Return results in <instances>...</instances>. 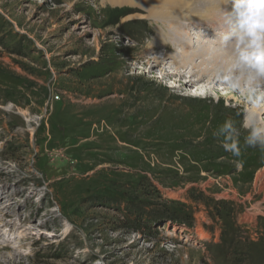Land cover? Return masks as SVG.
<instances>
[{
	"label": "rangeland",
	"instance_id": "1",
	"mask_svg": "<svg viewBox=\"0 0 264 264\" xmlns=\"http://www.w3.org/2000/svg\"><path fill=\"white\" fill-rule=\"evenodd\" d=\"M132 6L0 0V264H264V146L246 143L264 82L242 96L264 74L224 49L233 78L180 86L161 61L184 49Z\"/></svg>",
	"mask_w": 264,
	"mask_h": 264
},
{
	"label": "bare ground",
	"instance_id": "2",
	"mask_svg": "<svg viewBox=\"0 0 264 264\" xmlns=\"http://www.w3.org/2000/svg\"><path fill=\"white\" fill-rule=\"evenodd\" d=\"M226 1V3H235V0ZM109 2L111 4H121L124 2L126 4L135 5V7L132 6L134 7L132 9L144 10L147 12L146 15L136 14L133 16H127V18L124 19L141 20L150 18L152 20L167 24V33H161L159 41H156L157 43L155 44L160 46V43H162L164 39H169L167 38V34L170 31L169 37L172 40V45H176L184 50L181 52L175 51L167 53L164 57L165 61L163 60L161 61V63H168L167 60L169 59L174 63H176L177 60L181 61L177 66L176 71L171 72V74L177 77V81L180 83V86L184 88L196 87V89L199 91V95H202L203 97H208V95L211 93V90L199 84L200 81L204 80L208 82L214 80L217 83L219 81H222V78L227 81L231 77L233 78L234 71H237L238 68H236L233 59H231V57L226 54V51L237 52L234 55V58L242 65L249 66L251 63L242 61L240 58V52L242 50L237 51V47L240 45V40L236 39V36L233 35L234 31H230L231 24H233V22L230 23V27H227L224 30L229 40L227 39L225 40V42H221L220 38H217L218 35H224L223 33L218 32L221 25L227 24L228 19L231 18V14L229 18L223 17L224 19L222 18V15H216V13L221 9L220 7L222 3H224L223 0H109ZM180 24H184L182 25V27H186L187 25L186 29L193 30V32H188V34L184 32L186 35H183V32L181 31L176 32L177 29L175 27ZM231 29L234 30L233 27ZM201 35L204 36L202 37V39L207 35L209 37H212L213 40L209 43H212L214 47L217 46L221 51H217L212 47V45L210 46L208 42L205 43L204 39L202 40L199 38ZM195 37L197 38L196 40H194ZM195 43L197 44V47H199L196 50H194L196 48V46L194 47ZM202 43H205V46H199ZM207 55L210 56V59H208ZM197 58L200 59L198 64L195 63V60H197ZM150 60L155 63H160L159 58H157L155 55L148 59V61ZM187 65H190L192 69L189 71L190 74L188 76H185L184 73ZM209 66H212L213 68H208ZM244 73L245 72L242 71L238 81L236 82V87L238 88H242L241 85L242 83H244L243 80L245 79ZM192 77L195 79H193ZM257 77L258 76L256 74H251L249 75V77H247V82L245 83L247 84L246 87L248 91H242L244 93L242 96H247L250 94L252 96L256 94V90L253 88L260 87L262 85V82H264V76L263 78L261 77V81H259V78ZM187 96L189 97V95ZM251 96L249 100L255 101V99H253L254 97ZM259 98L263 99L264 94L260 95ZM261 110L264 113V106L261 108ZM256 111L258 110L256 109ZM255 118H250V116H248L246 125L249 126L253 121L257 123Z\"/></svg>",
	"mask_w": 264,
	"mask_h": 264
},
{
	"label": "clouds",
	"instance_id": "3",
	"mask_svg": "<svg viewBox=\"0 0 264 264\" xmlns=\"http://www.w3.org/2000/svg\"><path fill=\"white\" fill-rule=\"evenodd\" d=\"M258 8L261 9L258 11ZM232 22L234 32L233 35L241 41H249L247 49H253L255 55L248 50L240 52L242 61L251 62V67L258 73L264 74V55L261 54L258 41L264 39V6H258L252 0H235L232 13ZM260 56V59H256ZM251 131L246 137V143L250 146H264V127L257 126L253 121L249 125ZM221 132L225 134L224 148L232 152L234 155H239L237 144L232 138V125L230 122H225L221 128Z\"/></svg>",
	"mask_w": 264,
	"mask_h": 264
},
{
	"label": "snow or ice",
	"instance_id": "4",
	"mask_svg": "<svg viewBox=\"0 0 264 264\" xmlns=\"http://www.w3.org/2000/svg\"><path fill=\"white\" fill-rule=\"evenodd\" d=\"M252 2L264 5V0H252Z\"/></svg>",
	"mask_w": 264,
	"mask_h": 264
}]
</instances>
